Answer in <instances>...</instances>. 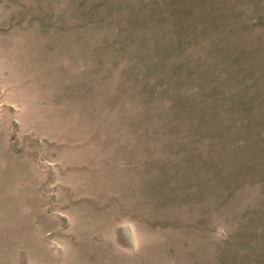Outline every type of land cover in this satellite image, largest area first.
I'll use <instances>...</instances> for the list:
<instances>
[{
	"label": "rangeland",
	"instance_id": "rangeland-1",
	"mask_svg": "<svg viewBox=\"0 0 264 264\" xmlns=\"http://www.w3.org/2000/svg\"><path fill=\"white\" fill-rule=\"evenodd\" d=\"M0 264H264V0H0Z\"/></svg>",
	"mask_w": 264,
	"mask_h": 264
}]
</instances>
